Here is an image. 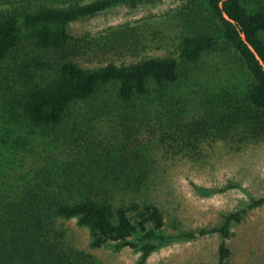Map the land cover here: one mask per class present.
Wrapping results in <instances>:
<instances>
[{
  "label": "trees",
  "instance_id": "trees-1",
  "mask_svg": "<svg viewBox=\"0 0 264 264\" xmlns=\"http://www.w3.org/2000/svg\"><path fill=\"white\" fill-rule=\"evenodd\" d=\"M135 1L0 0V264H102L63 243L70 220L89 249L128 248L137 264L205 235L221 240L214 264H230L233 229L264 205L251 197L194 232L161 202L180 162L264 140V69L241 37L264 63V0H181L175 54L137 58L152 41L128 24L70 34Z\"/></svg>",
  "mask_w": 264,
  "mask_h": 264
},
{
  "label": "rangeland",
  "instance_id": "rangeland-1",
  "mask_svg": "<svg viewBox=\"0 0 264 264\" xmlns=\"http://www.w3.org/2000/svg\"><path fill=\"white\" fill-rule=\"evenodd\" d=\"M180 1L128 2L90 19L72 23L69 31L73 37H79L128 24L139 31L141 38H146L147 44L152 41L151 48L137 58L175 54L180 25L173 12ZM107 58L115 62L123 61L113 55ZM210 58L204 59L202 64L219 61ZM126 60L129 63L135 59ZM102 61L104 59L93 55L85 56L83 60L89 66L101 65ZM109 124L116 134L115 123L110 121ZM212 150L214 152L202 158L205 162L199 161L207 164L200 165L194 159H186L187 162H180L167 175V190L171 192L166 191L165 199L161 202L169 212L179 217L183 230L208 229L219 223L221 214L243 208L251 197H264V140L239 152L228 151L220 146H213ZM64 227L66 241L60 235L63 243L73 245L75 250L93 254L99 263L137 264L139 254L128 248L121 251L111 248L89 249L87 230L78 227L74 220L65 222ZM233 232V238L227 240L234 252L230 264H264V205L249 211ZM220 241L216 235H205L191 241L171 243L160 247L148 258L146 264H214Z\"/></svg>",
  "mask_w": 264,
  "mask_h": 264
},
{
  "label": "water",
  "instance_id": "water-1",
  "mask_svg": "<svg viewBox=\"0 0 264 264\" xmlns=\"http://www.w3.org/2000/svg\"><path fill=\"white\" fill-rule=\"evenodd\" d=\"M220 7H222V3H220ZM223 16L225 19H227L230 22H234L226 13H223ZM241 37L242 39L246 42V44L248 45V47L250 48V50L254 53L255 57L259 60L260 64L262 65L263 69H264V63L261 60L260 56L258 55V53L256 52V50L253 48V46L247 42L245 34L241 33Z\"/></svg>",
  "mask_w": 264,
  "mask_h": 264
}]
</instances>
